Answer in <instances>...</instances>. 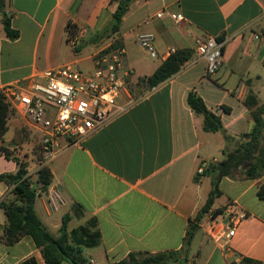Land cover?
<instances>
[{"label":"crops","instance_id":"1","mask_svg":"<svg viewBox=\"0 0 264 264\" xmlns=\"http://www.w3.org/2000/svg\"><path fill=\"white\" fill-rule=\"evenodd\" d=\"M4 1L20 36L16 40L7 37L0 11L2 83L26 81L65 64L91 72L94 57L113 40L97 36L112 21L117 8L114 0ZM170 14H182L185 20L176 24ZM68 23L77 27L78 52L67 40ZM144 32L155 35L156 59L137 41ZM206 35L220 37L224 43L222 65L210 77L206 76L207 62L198 60L195 51V40ZM116 36L123 42L125 67L134 71L131 82L138 87L172 49H191L193 56L158 86L151 88L144 82L147 91L135 97L138 101L133 106L49 165L52 184L61 188L66 204L51 210L42 193L35 202L36 212L54 236L60 235L65 216H69V231L83 227L99 234L97 246L82 248L88 262L96 264H113L130 253L180 250L191 221L213 190L214 174H201L198 169L204 163H209L207 170L221 162L225 147L234 149L247 140L255 125L253 109L245 103L251 91L259 106L264 105V0H134ZM241 83L242 97L234 92ZM191 92L221 118L224 132L204 129V117L188 104ZM125 104L123 95L118 106ZM10 122L15 131L4 144L28 162L24 147L28 143L33 147L32 132L28 141L14 145L15 133L26 126L16 114L9 116L8 127ZM225 135L230 136L229 143ZM40 167L41 161L34 169L28 168L29 174L35 175ZM245 167L220 181L221 194L201 220L237 202L246 216L229 246L218 247L199 226L187 261L169 264H230L244 257L264 264V200L258 196L264 175L249 179L242 173ZM17 170L14 160L0 154V173ZM10 192L11 187L0 182V202L13 199ZM7 225L0 207V264H23L30 258L46 264L30 236L14 245L3 243Z\"/></svg>","mask_w":264,"mask_h":264},{"label":"trees","instance_id":"2","mask_svg":"<svg viewBox=\"0 0 264 264\" xmlns=\"http://www.w3.org/2000/svg\"><path fill=\"white\" fill-rule=\"evenodd\" d=\"M117 2L116 11L112 21L97 36L99 40L112 38L111 44L102 53H110L120 47L123 42L116 36L134 0H114ZM0 11L3 14V24L7 37L10 40L19 38L20 33L12 27L11 17L5 11V1L0 0ZM68 42L77 35V27L68 23ZM80 51L79 48L75 49ZM193 50L178 49L173 52L149 77L140 80L146 82L149 87H156L178 73L180 69L192 58ZM246 105L253 109L252 115L255 121L254 128L247 134V140L239 143L234 149L224 148V159L211 165L205 173H213V190L194 221H191L187 234L180 250L166 251L158 254L151 253H130L126 258L113 264H169L170 262L184 263L188 259L190 247L199 230L198 223L202 216L212 207L214 200L220 196V181L224 177H233L235 171L246 165L242 171L249 179H257L264 175V105L259 106L256 95L251 91L246 99ZM188 104L198 114L204 117V129L206 131L224 132V124L221 118L212 112L204 100L196 93L191 92L188 96ZM14 114L6 103L4 95L0 93V154L6 159H11L18 165L16 173H0V182H4L11 187L13 199H4L0 202V207L4 210L8 219L1 241L7 245H14L25 236H30L36 247L40 249L46 264H89L83 254V247H95L100 242L99 234L90 233L88 229L80 227L72 231L68 230L69 216L63 218L60 235L54 236L43 224L35 209V202L39 195L47 192L53 183V175L49 166H41L35 175L29 174L28 163L17 157L14 150L4 144V135L7 133L8 119ZM30 139V131L27 127L19 129L14 137L13 144L20 145ZM227 143L231 141L230 136L225 135ZM36 152H39L42 164L41 145L36 144ZM260 199L264 200V185L258 191ZM220 211H217V215ZM256 261L244 257L239 263L230 264H253ZM258 263V262H257ZM23 264H38L35 258H30Z\"/></svg>","mask_w":264,"mask_h":264},{"label":"built area","instance_id":"3","mask_svg":"<svg viewBox=\"0 0 264 264\" xmlns=\"http://www.w3.org/2000/svg\"><path fill=\"white\" fill-rule=\"evenodd\" d=\"M158 16L163 17L164 13ZM169 16L176 24L185 20L182 14ZM137 41L151 58L158 57L153 33H140ZM69 43L75 50L80 39L75 36ZM223 47L220 37L206 35L195 40L197 59L207 62V77L220 69ZM173 52L174 49L170 51L171 54ZM124 56V48L120 47L110 53H98L94 57L91 72H83L73 64H65L38 72L26 81H0V93L4 95L10 109L21 117L28 130L36 133L41 145V166H49L67 148L81 144L138 101L129 88L134 71L125 67ZM234 92L242 97L244 85L241 83ZM123 95L126 104L119 107L118 100ZM208 165L204 163L198 173L204 174ZM45 194L51 210L57 211L66 204V198L58 185L51 184ZM245 216L238 203L232 201L223 213L209 215L198 225L210 240L225 249ZM88 263L96 264L94 260Z\"/></svg>","mask_w":264,"mask_h":264},{"label":"rangeland","instance_id":"4","mask_svg":"<svg viewBox=\"0 0 264 264\" xmlns=\"http://www.w3.org/2000/svg\"><path fill=\"white\" fill-rule=\"evenodd\" d=\"M82 71L86 72L84 70H82ZM143 83L144 82H141L139 87L137 85H134L133 83L129 85V88H130L131 92L135 95V97H138V96H140L141 94H144L147 91L148 86L144 85ZM14 131H15L14 125H13L12 122H10L9 129H8L7 133L5 134V136H4V140L5 141L11 140L12 136L14 134ZM31 137H32V142L34 141L33 147H32L31 144L28 143L26 145V147H24V150L26 151V153H28V162H27L28 163V168L34 169L37 166L38 162H39L40 155H39V152L38 153L36 152L37 141L35 139L36 138V133L34 131H32ZM34 153L36 154V156H35ZM86 253L88 254V252H86Z\"/></svg>","mask_w":264,"mask_h":264},{"label":"water","instance_id":"5","mask_svg":"<svg viewBox=\"0 0 264 264\" xmlns=\"http://www.w3.org/2000/svg\"><path fill=\"white\" fill-rule=\"evenodd\" d=\"M245 166V165H244Z\"/></svg>","mask_w":264,"mask_h":264}]
</instances>
